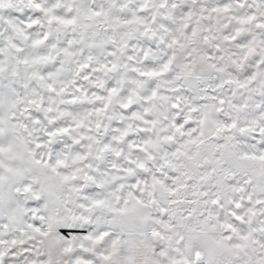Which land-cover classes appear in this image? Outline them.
<instances>
[{
  "label": "snow or ice",
  "instance_id": "snow-or-ice-1",
  "mask_svg": "<svg viewBox=\"0 0 264 264\" xmlns=\"http://www.w3.org/2000/svg\"><path fill=\"white\" fill-rule=\"evenodd\" d=\"M0 264H264V0H0Z\"/></svg>",
  "mask_w": 264,
  "mask_h": 264
}]
</instances>
